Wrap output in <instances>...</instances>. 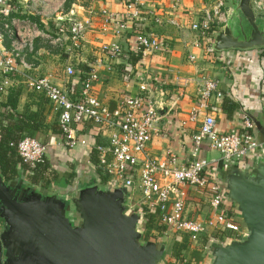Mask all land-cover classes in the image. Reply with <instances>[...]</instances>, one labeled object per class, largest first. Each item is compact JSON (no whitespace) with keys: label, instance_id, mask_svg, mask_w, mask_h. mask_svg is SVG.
I'll list each match as a JSON object with an SVG mask.
<instances>
[{"label":"crops","instance_id":"0c3cea01","mask_svg":"<svg viewBox=\"0 0 264 264\" xmlns=\"http://www.w3.org/2000/svg\"><path fill=\"white\" fill-rule=\"evenodd\" d=\"M68 1L64 6V13L72 12V19L88 21L81 52L75 58L72 54L38 41L35 44V62L39 66L40 73H50L57 86L67 92L71 98H78L84 74L90 69H96L98 80L94 84L93 93L110 108H114L121 97L136 94L138 78L146 77L154 85L151 86L153 97L163 103V110L158 112L159 118L148 144L149 157L163 161L170 152L177 158L179 165H187L194 160L203 161L207 172L205 174L218 180L220 167L229 162L223 161L219 153L212 150L206 142L199 146L197 152L194 151L192 137L197 133L199 122L189 121V115L192 108L197 106L196 86L191 83L182 88L177 87L174 78H193L205 74L217 79L223 98L217 102L212 100L207 109H200L197 121H201L206 115H212L216 119L217 133H243L240 129L243 116H248L253 122L264 124V51L229 50L214 54L206 52L205 43L194 47L192 41L195 34L189 30V27L201 19L202 12L208 5L207 0H179V8L176 10L171 9V3L175 0H141L145 8L161 13L164 21L172 18L182 28L176 29L164 22L161 25H154L147 21L145 25H141L142 31L151 32L160 39L162 49L151 54L142 61L141 65L138 62L126 68L131 63V55L136 54L135 35L141 31L135 30L131 23H127L125 31L116 36L113 25L105 21L101 11L107 10L116 17H124L127 12V0ZM227 11L228 15L229 10ZM44 28L49 31L54 29L50 21L44 22ZM112 43L117 44L121 49L117 59L110 58L102 50ZM188 55L194 56L193 62L188 60ZM67 64L75 70L72 77L64 74V66ZM10 90L17 94L16 112L33 116L32 118H35L39 125L40 129L35 134V138L41 142L48 140L54 143L51 147L59 158L58 180L46 187L33 186L22 177L5 182L0 175V180L17 190L19 197H28L31 191H34L42 197L56 199L64 208L70 209L67 217L74 224L77 222L76 214L73 212L74 200L83 189L91 186L99 191L110 189L104 173L97 172V166L90 158L94 145L106 144V133L102 134L92 123H81L82 125L77 129L78 137L84 139L87 145L77 146L64 156L63 147L58 146L62 137L52 133L57 120L46 98L27 90L26 87L18 86L9 88L6 94L1 96L4 101ZM230 105L234 106L235 110L229 111ZM262 145L264 146V143ZM255 156L260 158L257 161L254 158L247 161V168L243 163L238 167L250 169L264 160L259 150L256 151ZM66 161H69V164ZM70 171L73 176L64 177ZM124 190L123 205L127 213L137 212L136 214L139 215V211L143 208L150 209L151 213H157L156 208L150 207L143 200L137 180L133 182L132 187ZM183 191L186 195L185 208L189 218L207 217L208 189L197 190L185 186ZM232 205L227 203L229 211L233 212L236 221L246 229L237 208ZM134 209L136 212H133ZM6 230V224L0 214V235ZM170 233L172 231H165L162 236L166 237ZM213 235L209 232L202 235L199 241L192 242L189 239L187 241V236L181 234L180 238L185 242L175 241V247H169L168 243L160 244L163 256L159 263L212 264L211 243H230L228 240L223 241V238L217 239V236L212 238Z\"/></svg>","mask_w":264,"mask_h":264},{"label":"built area","instance_id":"2783aa9c","mask_svg":"<svg viewBox=\"0 0 264 264\" xmlns=\"http://www.w3.org/2000/svg\"><path fill=\"white\" fill-rule=\"evenodd\" d=\"M68 2L0 0V96L5 95L9 88L18 86L43 95L56 115L62 137L58 146L68 149L86 146L87 142L78 137L76 128L84 122L92 123L102 134L106 133V144L93 146L97 168L104 173L110 189L130 188L137 180L143 200L156 208L157 219L167 228L166 231L186 235L192 242L199 241L202 235L209 232L230 243L244 240L248 236L247 229H243L233 212L229 211L227 194L219 180L205 174L203 161L194 160L187 165H179L170 152L163 161L149 157L148 144L159 118L158 112L163 110V103L153 97L150 80L140 76L136 94L121 97L115 107L110 108L93 93L98 80L96 69L84 74L78 98H71L57 86L50 73H40L35 62V44L38 41L75 58L81 52L88 21L72 19V12L64 13V6ZM206 2L208 5L201 19L192 23L189 30L195 34L192 41L194 47L205 43L206 52L214 53L208 31L211 28L217 31L221 29L227 21L228 11L222 0ZM179 4V0L173 1L171 9H178ZM126 8L124 17H116L107 10L101 11L105 21L113 25L116 36L125 31L127 23L143 26L147 21L154 25L164 22L176 29L182 28L172 18L164 21L161 13L145 8L141 0H127ZM48 21L54 27L51 31L44 28V22ZM134 49L136 54L140 53L138 62L141 65L151 54L160 51L162 45L155 34L141 31L135 35ZM102 50L113 59L121 54V49L114 43ZM188 60L193 62L194 56L188 55ZM64 74L72 77L75 70L67 64ZM191 83L196 86L197 106L192 108L189 121L199 122L197 133L192 137L194 151L197 152L199 146L206 142L223 161L237 167L240 163L246 166V162L253 158L257 161L260 158L255 156L258 150L264 156V146L257 141L253 122L248 116H243L241 121L243 133H217L216 119L212 115L197 121L199 110L207 109L212 100H221L223 94L219 90V81L209 75L174 78L177 87ZM159 84L163 85L161 82ZM53 145L52 141L43 143L37 138L26 137L18 142L17 153L24 164L33 168L42 162L47 147ZM185 186L197 190L208 189V215L204 219L189 218L187 215ZM232 206L235 207L234 204ZM139 215H142L141 211Z\"/></svg>","mask_w":264,"mask_h":264},{"label":"water","instance_id":"95a60500","mask_svg":"<svg viewBox=\"0 0 264 264\" xmlns=\"http://www.w3.org/2000/svg\"><path fill=\"white\" fill-rule=\"evenodd\" d=\"M227 21L212 35V49H264V2L228 1ZM253 122V121H252ZM264 143V124L253 122ZM218 180L237 208L248 236L231 243H211L212 264H264V160L250 169L230 163ZM124 188L99 191L86 187L69 208L31 191L28 197L0 180V214L7 230L0 235V264H160L163 250L141 243V217L127 213Z\"/></svg>","mask_w":264,"mask_h":264},{"label":"trees","instance_id":"16d2710c","mask_svg":"<svg viewBox=\"0 0 264 264\" xmlns=\"http://www.w3.org/2000/svg\"><path fill=\"white\" fill-rule=\"evenodd\" d=\"M134 24V29L138 31H142L141 25ZM215 29H209L208 37L211 39L212 35L216 32ZM255 50V49H253ZM264 51V49H256V51ZM214 54H218V52H214ZM140 60V53L131 55V63L127 65L126 68L132 67ZM88 72V71H87ZM11 91V90H10ZM8 93L5 101L0 96V175L5 180V182H9L12 179H19L20 177L25 178L30 184L33 186H41L46 187L52 182L58 180L57 168L59 165L58 156L53 152V148L51 146L47 147L43 160L41 163L35 165V167L31 168L28 165L24 164L17 153V144L19 141L26 137L35 138V134L39 131L40 127L36 123L35 118L33 116L21 115L16 112L17 105V94L15 91H11ZM234 106H229V111H233ZM79 124L76 128H80ZM53 134L61 137V133L58 125L53 126ZM47 142H49L47 140ZM43 141V143H47ZM62 154L67 155L71 149L66 147L62 148ZM73 150V149H72ZM91 162L97 166V155L94 150L90 155ZM69 164V161H66ZM73 168L71 167V171ZM97 172L100 174L102 171L99 168H96ZM68 172L64 177L70 178L73 173ZM101 171V172H100ZM134 212L136 210L134 209ZM137 213V212H136ZM142 220H145L144 228L147 230H152V222L157 220L159 222L158 214L151 213L150 209L143 208L141 211ZM160 223V222H159ZM161 224V223H160ZM158 231L160 235L167 230L165 226L162 225L161 229H155ZM214 237L217 235L214 234ZM218 238L221 239V237Z\"/></svg>","mask_w":264,"mask_h":264},{"label":"rangeland","instance_id":"374dc122","mask_svg":"<svg viewBox=\"0 0 264 264\" xmlns=\"http://www.w3.org/2000/svg\"><path fill=\"white\" fill-rule=\"evenodd\" d=\"M222 1H223L224 7H226V9H227V3L229 0H222ZM144 225H145V220H142V219L140 220V223L137 225V231H139V233H140L139 240L141 243L153 242L158 246L162 243H165V244L168 243L169 247H175V245H174L175 241L185 242L183 239L180 238L181 237L180 233H173L172 232V233H170V235H166V237H163L162 235H160L158 233V231H156L155 229H161L162 224H160L157 220H154L152 222V227H153L152 230L145 229ZM186 238L188 241V237H186ZM172 250H171V252H172ZM169 261H171V259H169ZM165 262H166V260H165Z\"/></svg>","mask_w":264,"mask_h":264}]
</instances>
